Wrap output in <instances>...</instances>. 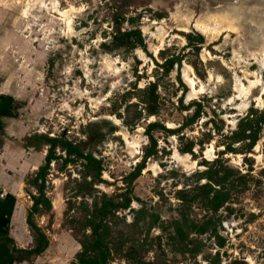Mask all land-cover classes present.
Returning a JSON list of instances; mask_svg holds the SVG:
<instances>
[{"label":"rangeland","instance_id":"obj_1","mask_svg":"<svg viewBox=\"0 0 264 264\" xmlns=\"http://www.w3.org/2000/svg\"><path fill=\"white\" fill-rule=\"evenodd\" d=\"M129 1L0 0V93L33 95L29 112L34 114L31 120L35 122V132L50 138L66 137L75 144L84 142V152H91L103 168L94 184L95 191L91 190L94 195L125 190V178L139 164L145 165L132 183V196L139 200L133 201L131 207L134 211L145 207L160 215L162 221L180 217L179 191L205 183V179L197 182V174L214 161L220 159L223 167L237 171L236 177L245 175L243 180L235 181L230 202L218 211L217 217H223L231 207L233 213L224 220L237 224L226 237V248L220 251L221 262L233 264L235 255L240 264H264V123L262 135L250 152L221 154L230 140L216 134L211 122L222 121L221 133L227 135L251 109L255 110V119L264 112V6L243 0L245 9L240 12L236 3L232 13L221 9L199 17L201 5L196 0H189L190 8L183 10L178 4L176 10L170 6L171 12L146 10L143 4L147 0H139L143 8H130ZM157 11L165 12V16L156 17ZM129 17H134V23L127 22ZM197 25H205L206 32ZM134 28L141 31L144 47L112 45L115 33ZM197 35L204 38L198 56L190 46ZM104 43L111 49L102 47ZM172 55L183 59L165 75L156 61L162 63ZM9 73L16 78L10 80ZM178 77L187 86L183 103L201 101L205 106L204 114L185 128L182 126L194 107L188 111L178 109L183 91ZM188 78L193 81L192 89ZM155 81L161 96L159 114L138 117L142 104L137 90ZM127 93H131L130 100L123 102ZM156 121L169 129L183 130L174 134L154 131L159 152L147 159L145 151L150 142L145 130ZM111 127L116 130L111 132ZM209 131L212 140L196 144L194 155L181 152L187 141H203ZM94 134H102L103 140L90 143L89 135ZM244 144L236 143L235 148L242 149ZM48 148L44 144L38 150L44 149L46 157ZM57 153L64 154L60 147ZM82 162L85 161L69 163L66 170L60 169L61 161L51 163L46 192L52 201V218L35 217L48 234L50 246L42 254L43 262L38 260L36 264H70L80 249L69 220L72 216L83 219L82 201L90 205L94 199L82 191ZM27 188L29 193L36 192L32 186ZM80 190L85 196L78 194ZM27 192L23 201L30 211L32 194L28 196ZM188 211L197 222L208 214L197 203ZM119 213L120 222L114 224L113 235L116 244L122 242L127 248L138 237L133 225L136 215L129 210ZM141 225L146 228V224ZM220 227V234L225 235L227 232ZM156 235H163L165 252L159 251L156 258L157 251L150 250L147 260L212 264L211 258L217 254L212 250L215 240L207 235L200 237L206 243L207 254L195 258H185L174 250L159 228L151 233L152 237ZM246 259L248 263L242 261Z\"/></svg>","mask_w":264,"mask_h":264},{"label":"trees","instance_id":"obj_2","mask_svg":"<svg viewBox=\"0 0 264 264\" xmlns=\"http://www.w3.org/2000/svg\"><path fill=\"white\" fill-rule=\"evenodd\" d=\"M133 22V20H132ZM143 36L139 29L129 30L125 33H116L113 36L112 45L127 46L128 49H133L135 46L143 45ZM204 38L201 35H197L194 42L190 41V46L193 47L195 55L198 56L200 51L199 44L203 43ZM102 47L111 49L110 44H102ZM183 56H170L165 58L162 63L156 61L158 67L163 69L165 75L169 74L175 65H180ZM139 62V61H137ZM195 68V66H194ZM196 69V68H195ZM137 74V69L135 71ZM138 78L140 77L137 75ZM180 84L183 86L182 96L179 98L178 109L181 111H188L194 107L192 116L183 124V128L193 124L197 121L201 115L204 114L205 106L201 101H192L188 105L183 103V95L187 91V86L183 83L180 77H178ZM158 82L149 83L144 89H138V97L142 104V108L139 111V116L144 115L146 117L156 116L160 110V94L158 92ZM131 93H127L123 96V102L130 100ZM255 110H251L244 118L240 119L237 129L232 131L231 134L223 135L222 129L224 123L222 121L211 122L215 124L214 129L216 134L222 135L226 139L230 140L225 143V150L223 153H235V152H250L258 141V133L260 130V122H264V112L255 119L253 116ZM119 114V113H118ZM117 114V115H118ZM169 129L165 125L159 122H152L146 126V134L149 138V147L146 148L145 158L156 156L159 152L157 148V139L154 136V131L162 130L167 134H174L182 132L183 128ZM116 130L115 127H111V132ZM89 135L90 143L94 141L103 140L102 134ZM213 138L212 133L209 131L205 140L196 143L194 140H189L183 147L181 152L194 155V147L196 144L202 145L208 143ZM31 140L35 141L36 145L41 143H48L50 145L48 153L45 158V164L39 169L35 175H30L27 178V185L37 189L36 194H32L33 205L27 215V224L29 226L33 244L32 248L28 251L30 255H41L50 246V238L46 231L38 225L35 221V217H41L44 215H50L52 218V201L47 196L46 184L48 181L49 171L51 169V163H58L61 161L60 169H65L69 163L76 162L78 160H84L83 175H82V191L85 190L86 194L94 197L92 204L87 205L82 201L81 210L83 212V219H77L71 217L69 223L71 229L74 232L75 239L80 243L81 250L75 255L73 261L70 264H122L121 260H125L128 264H166L160 263L159 260H147L146 255L150 250H156V258L159 257V251L165 252L163 248L162 239L163 235L151 236L152 231L155 228H159L164 232L174 250H177L181 254H188L190 258H195L202 253L206 243L202 242L203 239L198 237H191V234L201 236L209 233V237H214L218 248H224L227 243V239L224 238L220 232L219 227L221 225L222 218L217 217L218 211L225 206L231 199V190L235 181L243 180L245 175L236 177L237 171L223 167L221 160L218 159L213 163L208 161L205 164H210L207 170L197 174V182L205 179L206 182L195 185L194 188L180 190L179 199L181 202V208L179 211L180 217L170 222L161 220L160 215L150 213L145 207L138 211H134L131 207L133 201L139 200L132 196V183L140 175L141 170L145 165H138L134 171H132L126 178L127 188L123 191H116L112 195L108 193H102L100 195H94L91 190H94V184L100 179L102 173V164L99 160L93 157V154L85 153L82 147L85 146L84 142L75 144L74 141L69 140L66 137L61 139L55 137L50 138L47 135H34ZM30 142V140H29ZM245 142L242 149H236L235 144ZM61 148L64 154L58 155L57 148ZM202 150V148H200ZM235 177V178H233ZM79 191V195L85 196ZM95 191V190H94ZM194 203L200 204L207 210L208 214L204 220L197 222L189 215L190 208ZM75 207V206H74ZM73 207V208H74ZM72 208V209H73ZM130 210L136 215L133 225L137 227V239L132 241V244L125 248V244L120 242L115 243L114 239V224L117 225L120 222L119 212ZM229 215L233 213V209L228 207ZM117 219V220H116ZM141 222L146 224L141 225ZM51 223V222H50ZM142 234V235H141ZM127 239L124 238L125 241ZM211 258V256H209ZM222 255L220 251L211 258L212 264H222ZM118 262V263H117ZM234 264H240L235 262Z\"/></svg>","mask_w":264,"mask_h":264},{"label":"crops","instance_id":"obj_3","mask_svg":"<svg viewBox=\"0 0 264 264\" xmlns=\"http://www.w3.org/2000/svg\"><path fill=\"white\" fill-rule=\"evenodd\" d=\"M14 78L16 77L11 73L10 80H14ZM0 81H2L1 77ZM32 103L33 95L18 97L7 92L0 93V264H36L38 260L43 262L42 254L35 256L28 253L32 248L33 238L27 224L29 210L23 201V195L27 190L29 193L27 178L30 174L38 173L43 166L42 161L46 158L45 150L42 149L39 152L38 149L42 148L44 144H48L44 142L36 145L35 141L31 140L32 136L41 135L34 131L35 122L31 120L34 114L29 112ZM40 153H42V157H40ZM34 189L37 192V189ZM36 192L33 191L27 195L30 196ZM30 198L32 199V195ZM231 214L228 213L223 217L218 216L222 218L220 229L227 232L222 235L225 236L224 238L228 236L229 232H232L230 229L237 226L234 222L229 223L224 220ZM194 235L191 234V237L193 238ZM204 235H207L208 239L215 240L214 237H209V233ZM224 248L219 249L215 242L212 250L216 254V252L223 251ZM206 254L203 249L199 256L203 257ZM181 255L185 258L189 257L188 254ZM232 260L239 261L235 260V255ZM242 261L249 262L247 259ZM121 263L124 264V261ZM221 263L227 264L228 262L225 260ZM229 264L231 263L229 262Z\"/></svg>","mask_w":264,"mask_h":264},{"label":"flooded vegetation","instance_id":"obj_4","mask_svg":"<svg viewBox=\"0 0 264 264\" xmlns=\"http://www.w3.org/2000/svg\"><path fill=\"white\" fill-rule=\"evenodd\" d=\"M143 1V0H142ZM156 1H159V3H158V5H156L155 3H156ZM189 0H147L146 1V4H143V2H140L139 0H131V2L129 1V7L131 8V7H140V8H143L142 6H141V4H143L144 6H145V9L146 10H148V9H151V10H160V9H162V10H164V9H166V10H170V6H172V9H175L176 10V7H177V4L181 7V10H183V8H190V6H191V4L190 3H192V2H188ZM196 1H198L199 3H200V5H201V8H200V12L199 13H201L200 15H199V17L200 16H204V17H206V14H214L215 12H216V9H226V10H228V11H230L231 13H232V8L234 9L235 7H236V9H237V11H239L240 12V10H242V9H245L244 8V6H243V0H240V1H238L237 2V6H235V5H233V3H220L219 1H221V0H196ZM252 1V0H251ZM257 4H261L262 6H264V0H254ZM194 2V1H193ZM255 3V4H256ZM155 4V5H154ZM222 6V7H221ZM235 6V7H234ZM160 8V9H159ZM250 9H253V7H249ZM142 10V9H141ZM263 11H264V8H263ZM162 12V11H161ZM161 12H159V11H157V12H155V16L156 17H159V18H161V17H164L165 16V12L164 13H161ZM170 12H171V10H170ZM139 13H140V10H139ZM121 16H122V13L120 14ZM135 17H137L138 16V13H135V15H134ZM120 19V18H119ZM137 19H138V17H137ZM121 20V19H120ZM132 20H133V22H132ZM131 22V23H134V17H129L128 19H127V22ZM239 27V26H238ZM134 29H136V28H134ZM134 29H132V30H134ZM239 29L241 30V28L239 27ZM129 30H131V29H129ZM129 30H122L121 32L120 31H118L117 33H125V32H127V31H129ZM116 34V33H115ZM113 41V40H112ZM204 42V41H203ZM143 46V45H142ZM125 47H127V46H125ZM144 47V46H143ZM251 110H253V109H251ZM240 121V120H239ZM238 122V121H237ZM239 123V122H238ZM262 123H264V122H260V130H259V133H258V140L260 139V131H261V127H262ZM237 126H238V124H237ZM236 129H237V127H236ZM235 129V130H236ZM235 130H233V131H235ZM262 138V137H261ZM140 165H142V164H140ZM130 211V210H129Z\"/></svg>","mask_w":264,"mask_h":264},{"label":"bare ground","instance_id":"obj_5","mask_svg":"<svg viewBox=\"0 0 264 264\" xmlns=\"http://www.w3.org/2000/svg\"><path fill=\"white\" fill-rule=\"evenodd\" d=\"M222 7V6H221ZM216 10H221L220 8L219 9H216ZM215 16V15H214ZM219 16V15H218ZM197 27H200V29L204 32H206V27H205V25H202V26H198L197 25ZM210 27V26H209ZM209 30V29H208ZM262 53H264V47L262 48ZM264 55V54H263ZM188 83H189V85L191 86V89H192V85H193V81H192V79H190V78H188ZM196 89V88H195ZM199 92H200V90H199Z\"/></svg>","mask_w":264,"mask_h":264},{"label":"water","instance_id":"obj_6","mask_svg":"<svg viewBox=\"0 0 264 264\" xmlns=\"http://www.w3.org/2000/svg\"><path fill=\"white\" fill-rule=\"evenodd\" d=\"M194 1V0H193ZM238 1H240V0H221V1H219L220 3L222 2H224V3H233V5H235ZM246 1V0H245ZM262 135V131L260 132V136ZM143 165V164H142Z\"/></svg>","mask_w":264,"mask_h":264}]
</instances>
